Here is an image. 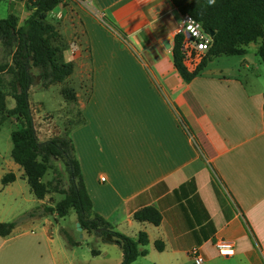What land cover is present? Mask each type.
<instances>
[{"label": "crops", "instance_id": "obj_1", "mask_svg": "<svg viewBox=\"0 0 264 264\" xmlns=\"http://www.w3.org/2000/svg\"><path fill=\"white\" fill-rule=\"evenodd\" d=\"M99 1L61 0L47 15L58 35L52 46L59 49V62L73 66L58 83L69 102L67 117L62 126L47 119L72 140L93 212L116 233L132 239L146 234L148 253L133 264H193V248L203 264H264L261 40L243 47L244 55L212 59L186 84L172 61L181 15L170 0H108L104 6ZM1 2L19 26L30 15L26 0ZM8 60L4 64L10 66L11 56ZM0 76L4 84L11 79L5 72ZM39 87L32 86L29 97ZM14 107L6 96L0 118ZM29 107L34 123L43 120L30 100ZM49 134L38 135L39 142L53 137ZM11 151L0 152V225L23 218L0 236V264H75L79 246L56 236L50 221L58 222L55 215L25 217L54 205L50 194L37 200L30 189L25 195L14 187L26 179ZM8 174L15 181L3 186ZM145 207L160 212L159 226L133 220ZM73 219L75 226L76 214ZM81 233L82 240H94L88 252L99 253L91 260L121 264L118 245ZM217 239L234 242L235 255L220 257ZM156 242L163 244L162 252Z\"/></svg>", "mask_w": 264, "mask_h": 264}, {"label": "trees", "instance_id": "obj_2", "mask_svg": "<svg viewBox=\"0 0 264 264\" xmlns=\"http://www.w3.org/2000/svg\"><path fill=\"white\" fill-rule=\"evenodd\" d=\"M170 2L181 16L188 15L205 33L214 34L211 48L193 72L187 71L183 64L182 38L174 37L173 66L186 84L194 80L212 59L244 55L243 47L258 40H261L258 55L264 63V0H170ZM60 3L61 0H26V10L30 15L21 26L18 25V18L14 14L0 20V45L4 52L11 56L10 66L0 64V75L5 72L11 77L10 81L4 84L0 76V111L4 109L6 96H10L15 102L14 109L1 116L0 131L10 117H14L20 124L18 130L13 131L10 136L11 158L23 170L31 194L37 200H43L50 193L64 196L54 206L42 205L25 217L55 215L63 219L70 211H74L83 231L103 241L110 235L113 242L122 250L121 264H133L148 253L145 249L148 244L146 234L139 233L136 239H132L114 232L107 221L93 212L69 134L62 133L45 142H39L34 128L29 107L30 88L38 82L42 88H48L53 84L62 83L73 73L71 63L59 62V49L52 46V41L58 35L55 27L47 21V15ZM33 68L38 70L37 75L32 74ZM64 94L69 95L68 92ZM262 109L264 113V94ZM56 161H61L67 172L68 188L65 191L59 188V179L43 182L46 173L55 170ZM14 181L15 176L8 174L2 179V185L6 186ZM22 218L12 223L1 224L0 236H8ZM133 220L157 227L162 221V215L154 207H145L133 214ZM60 232L69 247L78 246L66 231ZM154 246L157 252L164 250L160 242H156ZM91 254L97 256L99 253L91 250Z\"/></svg>", "mask_w": 264, "mask_h": 264}, {"label": "rangeland", "instance_id": "obj_3", "mask_svg": "<svg viewBox=\"0 0 264 264\" xmlns=\"http://www.w3.org/2000/svg\"><path fill=\"white\" fill-rule=\"evenodd\" d=\"M107 1L108 0H100L99 2L101 3L102 6H104V4H106ZM7 16H8V8L5 3L1 2L0 3V20L6 19ZM175 18L178 20L177 14H175ZM9 58L10 56L4 52L3 48H0V63L4 64V61H7ZM248 58L251 61L252 58L250 55L248 56ZM261 67L262 69H264L263 65ZM31 72L33 75L38 74V70L35 68H33ZM75 79L76 78L71 80L69 84L70 85L76 84ZM38 85L40 86L39 82H38ZM61 88H62V85L60 84H55L48 88H42L40 86L39 88H36L31 93V96L29 97L33 110L38 116H41L43 118V120L39 118V120H37L35 123L33 121L37 137L38 135L45 136L46 131L47 133L49 132L50 133L49 135H52V136L66 133L65 130H62V129L59 130L58 128L49 126L50 123L48 122V119H47L48 117L47 115H50L53 117L54 119L53 122H55L56 125L62 126L64 119L67 117L66 113L68 112V109H69L68 107L69 102L65 99V96L61 93ZM7 120L2 125L1 131H0V152L3 154L5 151L7 152L8 147H10V151L12 150L10 134L13 131L18 130V127H20L19 122H17L14 118L12 121L13 123ZM54 166H55V170L48 171L43 181L46 183V182H49L55 179H59L60 180L59 188L65 191L68 188V176H67L65 166L61 161H56L54 163ZM14 187L18 189L20 192L25 193V195H28L29 187L26 182L18 181ZM50 196H49V202L51 205H55L56 201L61 200L64 197L63 195H60L58 193H50ZM39 216H42V215H39ZM45 216H53V215H45ZM73 217H75V214L73 211H70L69 215L66 218H63V219L57 218L58 222H56L53 218L50 219L53 227H55L56 229V236L59 235L63 243H65L66 241L63 240V236L60 232L61 230H63L61 228H65L67 229L69 233H71L75 241L80 243V245L78 244L79 248L75 249L76 258H77L75 264H102L101 260L93 261L90 259L92 255L88 252V249L95 245L93 242L94 240H91L87 237L84 240L80 238L82 233L78 232L76 225L73 226V222H74ZM67 253L70 255L71 251L68 250Z\"/></svg>", "mask_w": 264, "mask_h": 264}, {"label": "built area", "instance_id": "obj_4", "mask_svg": "<svg viewBox=\"0 0 264 264\" xmlns=\"http://www.w3.org/2000/svg\"><path fill=\"white\" fill-rule=\"evenodd\" d=\"M175 36L182 38L181 53L183 64L187 71L193 72L204 60L212 46V37L205 33L200 25L188 15L180 17V22L175 29ZM214 247L222 258H231L235 255V244L232 241L217 239ZM193 264H203L204 259L198 248L189 252Z\"/></svg>", "mask_w": 264, "mask_h": 264}, {"label": "water", "instance_id": "obj_5", "mask_svg": "<svg viewBox=\"0 0 264 264\" xmlns=\"http://www.w3.org/2000/svg\"><path fill=\"white\" fill-rule=\"evenodd\" d=\"M213 35H214L213 33L210 34L211 37H213ZM163 46L165 47V49L169 50L170 49L169 41L168 40L164 41ZM76 228L78 229V232L82 231L79 223L76 224ZM82 237L83 236L81 235L80 238L82 239ZM105 241L106 242H113V238L110 235H108V236H106Z\"/></svg>", "mask_w": 264, "mask_h": 264}]
</instances>
